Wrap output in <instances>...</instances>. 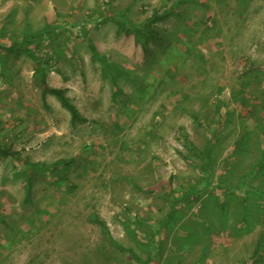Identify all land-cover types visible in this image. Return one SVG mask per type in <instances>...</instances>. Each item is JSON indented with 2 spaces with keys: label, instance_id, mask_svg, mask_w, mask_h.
Masks as SVG:
<instances>
[{
  "label": "rangeland",
  "instance_id": "rangeland-1",
  "mask_svg": "<svg viewBox=\"0 0 264 264\" xmlns=\"http://www.w3.org/2000/svg\"><path fill=\"white\" fill-rule=\"evenodd\" d=\"M0 216V264H264V0H0Z\"/></svg>",
  "mask_w": 264,
  "mask_h": 264
},
{
  "label": "trees",
  "instance_id": "trees-1",
  "mask_svg": "<svg viewBox=\"0 0 264 264\" xmlns=\"http://www.w3.org/2000/svg\"><path fill=\"white\" fill-rule=\"evenodd\" d=\"M168 14H169V12H165L161 16H158L157 14H155L151 18H149L146 23H143L142 25H139V27H140L139 31L142 33L144 38L152 39V40H158V38H159L158 34H156L153 31V29L151 28V25L155 21L163 20L165 17L168 16ZM108 19L113 20V22H116L121 27H124V26L128 25L127 21L124 20V18L121 16V14L109 15ZM145 28H148V29L146 30ZM49 32H51V28H48V33ZM42 35H43L42 32L33 33V34H31V36L29 38H27V40H25V42H27V44L35 42V41H37V38L42 37ZM90 47H91L90 48L91 51L93 52V57L95 59L103 62L104 64H106L108 66L110 62H109L108 57L106 56V54L101 53L100 51H98L96 49V47L93 46V45H91ZM24 49H25L27 55L30 56L31 58H33L35 63H36V71H37V73L40 74V86L42 87L43 99L45 100L48 95L55 96L60 101L61 105L70 112L71 117H72V121L74 123L75 122H84V121H86L85 117L81 115V113L77 109V107L67 97L65 89L51 87V86H49V84L46 81L45 72H46L47 69H49L51 67L52 62L55 59L56 55H54L52 53H48L45 56H41L39 53H37L32 48L25 47ZM7 50L12 51V50H14V47L13 46L8 47ZM4 76L9 77V75H5V74H4ZM35 166L36 165H34V167ZM29 186H30V184L28 185V188H29ZM0 219H1V216H0ZM99 223L101 224V222H99ZM130 253L132 254V256L134 255L135 258L139 260V258L134 253H132V252H130ZM139 263H141V260H139Z\"/></svg>",
  "mask_w": 264,
  "mask_h": 264
}]
</instances>
